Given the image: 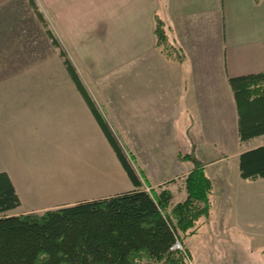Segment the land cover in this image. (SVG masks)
Masks as SVG:
<instances>
[{
    "label": "crops",
    "instance_id": "crops-1",
    "mask_svg": "<svg viewBox=\"0 0 264 264\" xmlns=\"http://www.w3.org/2000/svg\"><path fill=\"white\" fill-rule=\"evenodd\" d=\"M11 1L0 0V9ZM38 3L77 73H88L93 92H89L79 74L82 82L112 131L125 136L128 149L177 153L172 164L180 170L170 175L160 177L150 172L152 164L145 161L143 171L148 182L161 186L189 175L193 163L180 158V146L189 145V151L206 166L213 181L211 210L218 204L223 219L231 225L246 232H264V178L244 180L239 169L241 154L264 143L240 149L246 143L239 139L238 110L229 84L230 78L264 72V0ZM156 17L165 23L169 42L180 49L182 60L168 57L157 47ZM7 100L4 97L0 102L6 104ZM19 100L23 103V99ZM27 100L32 104L31 115L46 120L45 125L32 121L36 130L40 126L48 135L58 136L54 148L78 150L81 158L68 171L46 179L58 190L74 191L73 195L44 200L35 194L29 175L18 169L19 162L8 158L12 155L6 147L8 139L5 137L3 142L0 138V173L9 176L21 202L8 214L43 213L119 194L96 191L104 179L109 182L117 165L115 153L85 98L81 94L49 95ZM38 103L51 105L48 113H38ZM4 109H0L1 123L6 121ZM0 128L6 134V128ZM238 144L240 148L234 154L224 152ZM215 151L224 154L208 158L206 164L202 159ZM119 178L115 183H119ZM37 189L43 191V186ZM162 190H169L173 200H177L174 187ZM177 190L182 193L179 203L187 198V192L186 188ZM33 198L39 199L24 204Z\"/></svg>",
    "mask_w": 264,
    "mask_h": 264
},
{
    "label": "trees",
    "instance_id": "trees-1",
    "mask_svg": "<svg viewBox=\"0 0 264 264\" xmlns=\"http://www.w3.org/2000/svg\"><path fill=\"white\" fill-rule=\"evenodd\" d=\"M32 6L44 17L35 0ZM53 44L61 48L48 30ZM156 45L168 57L182 60L169 42L165 23L155 19ZM67 72L85 98L104 136L134 186L113 196L78 202L43 213L12 216L21 202L6 173H0V264H186L183 251H171L180 234H194L197 222L209 217L213 181L194 155H181L194 169L185 181L187 198L174 204L169 190L147 191L108 122L96 108L79 74L61 50ZM238 110L242 143L264 136V72L230 78ZM244 180L264 178V145L240 156Z\"/></svg>",
    "mask_w": 264,
    "mask_h": 264
},
{
    "label": "rangeland",
    "instance_id": "rangeland-1",
    "mask_svg": "<svg viewBox=\"0 0 264 264\" xmlns=\"http://www.w3.org/2000/svg\"><path fill=\"white\" fill-rule=\"evenodd\" d=\"M35 1L45 22L41 20L40 13L38 14L32 6L31 0H12L0 9V99H4V97L8 99L6 104L0 102V109H4L6 105V109L2 111V114L6 113L4 117L6 121L3 123L0 121L1 127L6 128V134L0 132L2 134L0 138L3 142L5 137L8 139L9 144L6 147H9L8 153L12 154L8 158L18 161V169L25 175H29L27 177L32 179L35 194L44 200H54L63 194L73 195L74 191L68 189L62 191L52 187V183H47V177L52 180V178L61 175L63 171L71 169L70 165L79 163L80 151L54 148L58 144L56 141L58 136L48 135L46 130L41 129L40 126L36 130L32 123L39 122L38 125H45L46 120H40L41 116H39L40 119H35L34 115H31L32 104L27 102V99L32 96H75L80 93L77 92L75 84L67 72L64 58L61 56L62 46L61 48L55 46L48 35V30L52 32V29L47 22L46 12L40 7L38 0ZM75 67L78 69L79 66ZM79 74H81L89 92L92 93L93 88L90 83L92 81L89 82L88 73L79 72ZM19 99L21 101L23 99V103L19 102ZM38 104L35 107H38V113H48V107L51 105ZM113 133L129 158L132 155L136 159L131 161V165L142 179L145 190L150 192L153 187L159 193L163 188L174 187L177 200L181 197L182 193H179L177 189H185L188 175L158 186L151 185L143 171L145 161L152 164V168L147 165L150 172H154L160 177L179 171V166L172 164L177 160V153L142 150L132 152L126 145L125 136L118 135L114 131ZM262 143H264V137H259L246 145H241V148L238 144L237 147H231L228 149L229 151L225 150L224 152L234 154L237 148L242 149ZM189 148V145H181L182 155L193 154ZM224 152H212L210 153L211 157L202 160L207 164L208 158L216 159ZM114 157L117 168L112 177L108 178L109 182L104 179L97 187L96 191L99 193L103 191H106L104 194L121 193L134 188L119 160L115 155ZM204 167L206 170L205 165ZM148 168H146L147 171ZM117 177H120L119 183H115ZM39 186H43V191L37 189ZM38 199L33 198L31 201H25L24 204L27 205L26 203H32ZM177 200H173V203L177 204ZM224 220L222 209L216 204L210 210L209 217L201 218L197 222V230L194 234H180L186 264H264V232L242 231L239 227Z\"/></svg>",
    "mask_w": 264,
    "mask_h": 264
},
{
    "label": "built area",
    "instance_id": "built-area-1",
    "mask_svg": "<svg viewBox=\"0 0 264 264\" xmlns=\"http://www.w3.org/2000/svg\"><path fill=\"white\" fill-rule=\"evenodd\" d=\"M171 251H183L184 252V249L178 239L176 240L175 244L171 248Z\"/></svg>",
    "mask_w": 264,
    "mask_h": 264
}]
</instances>
